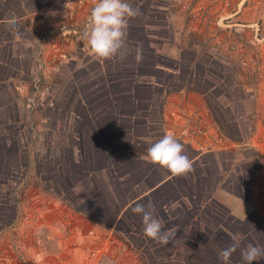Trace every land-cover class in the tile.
<instances>
[{
    "label": "rangeland",
    "instance_id": "374dc122",
    "mask_svg": "<svg viewBox=\"0 0 264 264\" xmlns=\"http://www.w3.org/2000/svg\"><path fill=\"white\" fill-rule=\"evenodd\" d=\"M125 2L138 13L128 20L125 59L100 62L80 38L56 53L48 40L39 68L34 33L61 24L80 30L88 6L0 0V191L9 190V200L0 198V264H222L218 229L231 243L240 237L239 252L264 247V25L245 42L234 43L222 25L189 41L194 32L176 28L171 0ZM172 2L187 11L184 0ZM109 88L117 105L115 97L98 100ZM86 98L94 110L81 105ZM168 132L192 161L186 176L144 158ZM203 135L210 145L199 142ZM173 200L188 208L185 219L207 221L196 227L199 238L177 234L142 250L118 230L133 204Z\"/></svg>",
    "mask_w": 264,
    "mask_h": 264
},
{
    "label": "clouds",
    "instance_id": "9594fccd",
    "mask_svg": "<svg viewBox=\"0 0 264 264\" xmlns=\"http://www.w3.org/2000/svg\"><path fill=\"white\" fill-rule=\"evenodd\" d=\"M137 10L125 0H98L92 9L88 28L84 32L93 56L100 62L125 59L128 56L126 47L128 20L137 15ZM134 59H142L141 50L137 49ZM145 160L160 170L174 177L186 176L193 171L190 158L184 154V146L174 137L172 132L164 134L147 149ZM133 213L141 216L144 235L157 243L167 244L175 237L173 228L164 227V222L155 215V207L137 204ZM232 243L219 252L222 264H229L230 257L240 246V237L233 235ZM264 256V247L249 243L242 251L241 258L245 264Z\"/></svg>",
    "mask_w": 264,
    "mask_h": 264
},
{
    "label": "crops",
    "instance_id": "0c3cea01",
    "mask_svg": "<svg viewBox=\"0 0 264 264\" xmlns=\"http://www.w3.org/2000/svg\"><path fill=\"white\" fill-rule=\"evenodd\" d=\"M227 1L228 0H184L182 4L183 7H187V11L183 12V8H181L179 4L177 5L174 3L175 1L172 2L171 0L172 13L176 15V28L182 32H194L187 38L190 41L191 37H196L197 32H207L213 29V26L217 25L218 27V25H222L224 29L231 28L229 33L234 32L235 36L238 37V39H234V43H240L245 40L244 38L248 39L251 34L253 35L254 32H257V25H264V0H241L237 8L225 10L226 7H224L223 4ZM1 23L0 21V24ZM220 40L221 39H218V44L222 43ZM170 59L176 60L175 57H170ZM172 74L174 75V72ZM183 89L185 90V88ZM189 91H187L188 96H191ZM194 96L198 104L205 105L207 108L203 97L201 98L199 94H195ZM179 117L183 118L181 114ZM203 138V141H199L201 144H211L210 136L203 135ZM226 138L230 139L228 135ZM38 249L40 248H37V250ZM27 252L29 256L32 255L34 253L33 248L29 249ZM28 260H32V257ZM46 264L50 263L46 261Z\"/></svg>",
    "mask_w": 264,
    "mask_h": 264
},
{
    "label": "trees",
    "instance_id": "16d2710c",
    "mask_svg": "<svg viewBox=\"0 0 264 264\" xmlns=\"http://www.w3.org/2000/svg\"><path fill=\"white\" fill-rule=\"evenodd\" d=\"M110 92H112V93H110ZM117 94H118V91H114L113 92L109 88L107 91H105L104 93H101L99 95L98 100L105 99V97H108V96H111V97L114 98ZM116 101H118V99H116V97H115V101L113 103L114 105H117ZM93 102H94L93 99H90V98L87 99L86 98L85 101L81 102V105H84L87 110H94L95 107H93V106H94L95 103H93ZM107 105H108V102H107ZM115 109H117V107H115ZM114 115H116L115 112H114ZM95 128H96V126H95ZM134 161H132V164H129V165L130 166H132V165L135 166L136 163ZM158 188H160V186L156 187V189H154V190H158ZM4 189H7V188L6 187L3 188L0 191V194H4L5 198H4V196H1L0 198L5 199V200H9V198H6V195H5V193L7 191H9V190L7 189L6 192L3 193L2 191H4ZM149 190H152V189H149ZM159 191L160 190H158L156 193H158ZM154 194H152V195H154ZM152 195H151V197H153ZM151 197L150 196H148V197L145 196V198H142L141 199L142 201L141 200L140 201L143 202L145 200V202L147 203V201L149 202V198L151 199ZM192 198L194 199L193 196H192ZM2 199H0V200H2ZM136 205L137 204H133L132 208L135 207ZM144 205L147 206L146 204H144ZM153 206L155 207V215L157 216V218L161 219L164 222L165 229L173 228L174 231L176 232L175 235L178 234L179 237L181 235H185L186 237H188V236L190 238L192 237V239L199 238L198 235H199L200 231L198 229H196V227H200L201 226L203 229H205L206 226H207V221H205L202 217H199L198 218L199 222H198L196 216L193 215V214L189 215V217L187 219H185L186 215H188L190 213V212H188V208L187 207L185 208L184 204L181 205V203L175 204L174 200L172 202H169V203L168 202H164V203L158 205V207H156L155 204H153ZM203 206L205 207V205H203ZM203 206L201 207V209H204ZM132 208L126 209L124 211L122 217L119 220V223L117 224L118 225V230L120 232H122V234L125 237L127 236L126 239L128 240V242H129V244L131 246L135 247V245L141 244V246L139 247L140 249H142V250L148 249L149 250V249H151V247L149 246L150 239H148L144 235V226H143V223H142L141 216H139L138 214L133 213ZM103 211L106 212L105 210H103ZM222 212L224 214V215H222L223 218H225V219L229 218V219H231L232 222L238 223L237 220H232L233 218L231 217V215L228 212H224V211H222ZM216 214H218V213L216 212ZM160 215H162V216H160ZM183 220L186 221L184 224H182ZM195 221H197V225L195 224ZM227 225L229 227V223L228 222L227 223H222V226L227 227ZM217 231L220 233V235L215 234V236L219 237V240L222 242V247L221 248L224 249V248L228 247L227 246L228 243H231V242H229V240H227L226 237H224L222 235L224 230L223 229H218ZM222 238H223V240H222ZM170 240H171V238H170ZM170 240H169V242H170ZM236 253L237 254L235 255L234 260L230 261L229 264H244L242 262V258H241V251L239 252V250H237Z\"/></svg>",
    "mask_w": 264,
    "mask_h": 264
},
{
    "label": "built area",
    "instance_id": "2783aa9c",
    "mask_svg": "<svg viewBox=\"0 0 264 264\" xmlns=\"http://www.w3.org/2000/svg\"><path fill=\"white\" fill-rule=\"evenodd\" d=\"M97 2L98 0H77L76 3L77 5L82 6L85 4L89 8V14L87 16L85 24L80 30H78L77 28H72L70 25L61 24L58 25V27L55 29H48V31L41 30L37 34L34 33L32 44H33V48L35 49L34 51L35 61L38 62L39 68L43 67V64L41 63L40 59L42 56V48L46 41L50 40L52 44L56 46L54 48V51L58 53L60 52L59 49L60 45H64V43L71 41L73 38L84 39V32L88 28V20L90 13ZM257 40L258 39L256 38V41ZM59 58L61 59L60 61H63L65 59V55L63 53H60Z\"/></svg>",
    "mask_w": 264,
    "mask_h": 264
}]
</instances>
